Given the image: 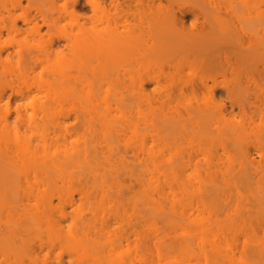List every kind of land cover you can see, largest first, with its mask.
I'll return each mask as SVG.
<instances>
[{
	"label": "bare ground",
	"instance_id": "bare-ground-1",
	"mask_svg": "<svg viewBox=\"0 0 264 264\" xmlns=\"http://www.w3.org/2000/svg\"><path fill=\"white\" fill-rule=\"evenodd\" d=\"M263 74L264 0H0L2 255L38 233L40 264H264V87L254 101L241 90L264 86ZM218 86L238 122L223 118ZM187 93L211 104L181 102ZM153 103L152 141L222 140V151L200 149L208 179L183 178L189 154L163 157L147 135L128 142L138 134L123 117L155 114ZM257 120L252 150L238 131ZM189 192V203L178 197ZM29 197L34 210L15 217ZM112 222L131 223L127 248L103 232Z\"/></svg>",
	"mask_w": 264,
	"mask_h": 264
},
{
	"label": "rangeland",
	"instance_id": "rangeland-1",
	"mask_svg": "<svg viewBox=\"0 0 264 264\" xmlns=\"http://www.w3.org/2000/svg\"><path fill=\"white\" fill-rule=\"evenodd\" d=\"M81 1H83V0H81ZM263 76H264V74H263ZM262 82H264V81L262 80ZM153 87L154 86H144V90H145V92H149V91H151V89ZM261 87H264V86H243L241 88V90H242V92L246 93L249 96L250 101H254L255 100V94L256 93L258 94L259 92H261ZM7 92H9V90H7ZM213 94H214V97H213L214 100L218 101L219 103L222 104L221 110H222V116L224 119H227L233 123H236L242 118L238 106L230 100V98L228 96L227 88L222 87V86H218V87L214 88ZM180 101L183 103L189 102L194 106L199 105L202 107L204 104H206V105L211 104V100L209 99V97L203 93H200L197 97H194L191 93H187V95L185 97L181 98ZM259 103H261V102L258 101V104ZM152 106H153L155 114L154 113L150 114L149 109L146 106H143L140 108H136L132 112L127 113L128 114L127 116L123 117L124 119H127L128 123L130 124V126L132 128L136 129V132L138 134L137 135L138 137L130 138L128 140V142H130L131 145H138L139 144V137H141V135H147L146 146L152 145L154 151L161 153V155L163 157H167V156H169V155H171L177 151H179L183 154H189L193 157V162L196 165L194 167L188 169L186 171V173L184 174L183 178L185 180H188L189 178H187V177H190L191 179H189V182L191 184V183L196 181L195 179L197 177L194 176V173L196 172L198 175H200L199 177H201L202 179H204V180L208 179L209 176H206V175H208L207 173L211 172L212 170L208 169L209 170L208 171L206 169V167L207 168L209 167L207 164L208 161L205 159V156L202 153H200V149L207 147L208 145H213L214 147H217L219 151H222V149H221L222 140L220 138H217L212 142H208L205 139V135L198 136L197 133L192 132L193 134L191 133V134H189L187 136H183L181 138H178V137L173 136V135H169L164 140L163 139H157L155 141H152L150 136H148V131L151 132V127H149V126L147 127V124L150 122L151 117L155 118L158 122H159L158 119L160 118L159 117L160 115L158 114L160 112V106L156 103H153ZM181 106H182V104H180L179 109H181ZM168 111H169V113H168L169 116L174 115V113H175V111H173L172 109H170ZM209 119H212V117ZM199 120L203 121L204 119L200 118ZM262 121H264V119ZM257 123H259L258 120L255 121V123L251 122L249 124H245L242 127V129H240L238 131V134L240 135L239 137L243 138V140H245V142L249 145L250 149H252V150L254 148L252 140L254 139V137L261 136V134H262L261 132H260L261 134L256 132L255 125ZM128 129H129V127H128ZM160 133H163V131H161ZM126 136H128V135H125V137H124L125 140L127 139ZM262 136L264 138V135H262ZM124 139L122 141H125ZM235 151L232 152L234 155L231 153L232 154V157H230L232 159L231 165H230V163L228 164V161H229L228 159H230V158H228L227 153H224V156H222L218 160V162L220 163L219 169L221 171L219 172L218 171L219 169H217L215 176L216 175L218 176V177H216V179H217L219 184H221L222 180L225 179V178H223V177H225L223 172H224V170L227 169V167H226L227 164H228V166L230 165V167L233 166L234 168H236L235 169L236 171L238 170V168H237V167H239L238 162H237L238 158H235V157H237L239 152L237 153V151H236V153H237L236 154ZM231 154L229 156H231ZM233 158H235V160ZM225 167H226V169H224ZM234 168H232L231 171H232V173L235 172V174H236V171L233 170ZM205 171H207V172H205ZM199 172H200V174H199ZM196 173H195V175H196ZM221 174H223V176ZM209 175H210V173H209ZM206 177H208V178H206ZM192 178H194V179H192ZM126 185L127 186L131 185L129 190L125 189L127 197H128L135 192L136 186H134L128 179H126V181H125V186ZM223 187H222V189H224ZM74 188H75V184L71 185V189H74ZM190 188H192V187H190ZM210 189H211V191H209V192H215L214 188L213 189L210 188ZM189 190H191V189H189ZM220 190L218 191V193L221 195L222 192H220ZM232 191L233 190H231V192H230L231 194L234 193V191L233 192ZM216 192H217V190H216ZM218 193H216V194L218 195ZM184 194L185 193H183V196L185 198H183L182 194H180L178 197L182 198L183 202L189 203L186 200L192 199L190 197V192L188 193L189 197H188L187 193H186V195H184ZM217 195H215L217 197V199L215 198L213 200L214 203L216 201L220 203V200L218 199V196H220V195H218V196ZM73 196L77 200V202H81L79 194L77 193V191H73ZM222 198L224 199L223 196H222ZM220 199H221V197H220ZM224 201L222 200V202L220 203L221 206L223 205ZM25 203L27 204L26 207L18 210V212H16L15 217L24 214V212L27 213V212H32L34 210L35 199L33 197H29L28 199H26ZM84 206L90 208V206H93V204H90V205L84 204ZM123 206H125L127 209L126 205H123ZM190 207H191V205L187 206L188 209ZM5 218H6V211L1 214V219L3 220ZM125 220L129 221V222L132 221L130 218H126ZM129 222H128V224H125L123 226L119 223L112 222L111 227H110V229L112 231L109 232L108 231L109 228L108 229L105 228L103 232L105 233V235L110 234L109 239H113V237H115L117 239L118 237L121 236L122 238L120 239V241L116 240V244H118L120 242L122 248L125 249L128 247L127 244L130 243L131 240L133 239L132 235L130 236L129 240H126L124 237V235H127L129 233V229H131V227H130L131 223H129ZM259 223H261V222H259ZM262 224H263L262 226L264 228V222L263 221H262ZM262 226H261V228H262ZM262 229H260V231H262ZM37 235H38V233H34V234H29L28 238L25 237L28 240H26V242L21 245V248L16 252V254L14 256L6 258V257H4V255H2V252L0 250V264H28L29 261H31L30 264H40V254L42 256V254H44L46 250H44L40 253V248L38 247V244L40 243V236H37ZM33 249L35 251H33ZM58 251L59 250L56 249L54 252L46 253V255L49 257L50 256L52 257ZM235 254L237 255L238 252H236ZM64 257H66L65 254H64Z\"/></svg>",
	"mask_w": 264,
	"mask_h": 264
}]
</instances>
